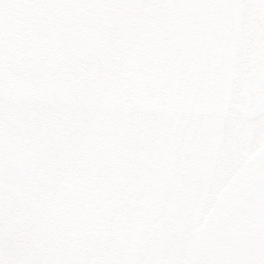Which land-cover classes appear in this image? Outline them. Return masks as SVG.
<instances>
[{
  "label": "snow or ice",
  "instance_id": "obj_1",
  "mask_svg": "<svg viewBox=\"0 0 264 264\" xmlns=\"http://www.w3.org/2000/svg\"><path fill=\"white\" fill-rule=\"evenodd\" d=\"M0 264H264V0H0Z\"/></svg>",
  "mask_w": 264,
  "mask_h": 264
}]
</instances>
